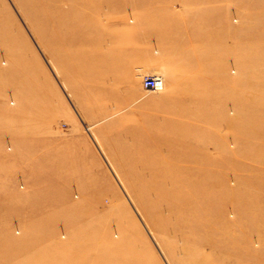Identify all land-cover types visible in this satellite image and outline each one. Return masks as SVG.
<instances>
[{
	"label": "rangeland",
	"instance_id": "rangeland-1",
	"mask_svg": "<svg viewBox=\"0 0 264 264\" xmlns=\"http://www.w3.org/2000/svg\"><path fill=\"white\" fill-rule=\"evenodd\" d=\"M207 254L264 264V0H0V264Z\"/></svg>",
	"mask_w": 264,
	"mask_h": 264
},
{
	"label": "built area",
	"instance_id": "built-area-1",
	"mask_svg": "<svg viewBox=\"0 0 264 264\" xmlns=\"http://www.w3.org/2000/svg\"><path fill=\"white\" fill-rule=\"evenodd\" d=\"M142 86L146 90L158 92L162 90L163 82L159 77L151 75L144 77Z\"/></svg>",
	"mask_w": 264,
	"mask_h": 264
},
{
	"label": "bare ground",
	"instance_id": "bare-ground-1",
	"mask_svg": "<svg viewBox=\"0 0 264 264\" xmlns=\"http://www.w3.org/2000/svg\"><path fill=\"white\" fill-rule=\"evenodd\" d=\"M159 79H161L160 77H159ZM162 80V79H161ZM183 110V109H182ZM182 110H180L179 109V111L180 112H182ZM184 112H186V111H184L183 110V113ZM214 227L213 226H209L208 228H205V227H200V230H199V234H198V236L199 237H204L205 235H206V233L208 232V231H210L211 229H213ZM194 237V236H193ZM235 245V244H234ZM193 251V250H192ZM191 254H192V252H191ZM193 255V254H192ZM194 256V255H193ZM196 256V255H195ZM249 257H250V254H249ZM195 259V258H194ZM192 257H190V256H187V258H186V260H185V263H187V264H195L194 263V260ZM199 259H202V260H204L206 263L205 264H213L212 263V259H211V255L210 254H207V255H201V256H199ZM225 260V259H224ZM197 261V260H196ZM180 263V262H179ZM184 264V263H183ZM202 264V263H201Z\"/></svg>",
	"mask_w": 264,
	"mask_h": 264
}]
</instances>
